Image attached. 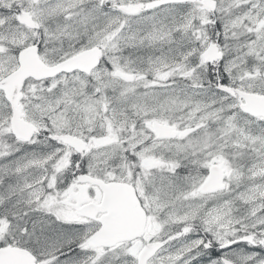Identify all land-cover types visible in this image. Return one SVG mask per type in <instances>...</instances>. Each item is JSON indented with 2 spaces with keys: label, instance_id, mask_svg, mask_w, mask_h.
I'll return each mask as SVG.
<instances>
[{
  "label": "snow or ice",
  "instance_id": "6c2138e0",
  "mask_svg": "<svg viewBox=\"0 0 264 264\" xmlns=\"http://www.w3.org/2000/svg\"><path fill=\"white\" fill-rule=\"evenodd\" d=\"M0 264H264V0H0Z\"/></svg>",
  "mask_w": 264,
  "mask_h": 264
}]
</instances>
